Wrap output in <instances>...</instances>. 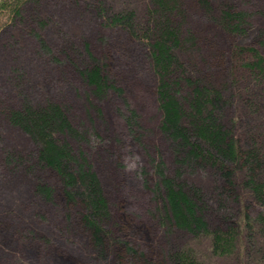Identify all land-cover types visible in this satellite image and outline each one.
Segmentation results:
<instances>
[{
    "label": "trees",
    "instance_id": "1",
    "mask_svg": "<svg viewBox=\"0 0 264 264\" xmlns=\"http://www.w3.org/2000/svg\"><path fill=\"white\" fill-rule=\"evenodd\" d=\"M114 1L0 0V159L5 161L0 177L25 178L31 193L45 205L50 197L60 199L58 206L66 211L68 224L79 226L82 243L103 259L112 258L115 264H166L163 248L150 242L151 226L137 222L118 200L109 202L114 187L109 193L103 189V182L119 179L115 149L134 143L139 148L153 146L162 154V141L167 147L180 141L181 151L188 148L183 156L196 157L197 166L202 167V161L221 165L220 195L225 198L239 194L233 182L236 167L247 170L249 178L261 179L264 17L246 10L242 0H147L142 17ZM209 12L217 17L214 21L203 19ZM76 20L92 28L72 29ZM239 28H245L248 42L242 43L233 31ZM123 36L129 38L125 43ZM203 36L206 43L201 41L192 52L195 66L202 63L200 46H206L213 56L205 64L223 73L221 84H215L210 71L192 69L179 52L184 38L196 46V39ZM130 40L137 43L135 55L126 49ZM27 69L43 71L42 77L51 75L47 77L52 84L36 98L18 85L27 78ZM136 79L155 89L156 109L132 97ZM219 88L230 97L223 99ZM152 113L153 121L148 120ZM117 114L123 116L122 128ZM10 128L22 134L19 142H3ZM152 133L160 138L159 144L151 143ZM106 172L109 176H104ZM163 176V182H170ZM263 180L255 195L264 205ZM170 188L162 196L169 215L174 205ZM191 203L187 202V212L193 215L198 206ZM203 214L197 227L206 224ZM3 216L0 213V227ZM71 218L75 219L69 223ZM50 230L47 225L44 230L27 225L25 231H33L35 237L20 230L2 236V230L0 238L10 249L20 250L23 242L35 238L37 244V237ZM0 254V264H24L6 249L0 248ZM63 258L69 264H87L67 251Z\"/></svg>",
    "mask_w": 264,
    "mask_h": 264
},
{
    "label": "rangeland",
    "instance_id": "2",
    "mask_svg": "<svg viewBox=\"0 0 264 264\" xmlns=\"http://www.w3.org/2000/svg\"><path fill=\"white\" fill-rule=\"evenodd\" d=\"M114 3H117L121 8L126 6L130 9H136L137 16L142 17L148 1L115 0ZM242 3L248 8L246 10L251 11L254 16L257 13L256 17H264V10H261L264 8V0L256 3L253 0H250L249 3L242 0ZM259 8L260 10H258ZM216 12L218 11L215 10L213 13ZM213 13L209 12L207 16L203 15V19L209 17V21H214L217 17ZM74 22L72 29L83 28L87 30L86 27L92 28L86 22L85 26L84 20L83 22L81 20V23L78 20ZM246 25L249 23L244 24V26ZM233 31H237L242 43L249 41V38H246L245 28ZM208 36L213 37V34H208ZM121 38L123 43L129 39L124 36ZM262 39L264 41V32ZM201 41L206 43L204 36L200 39L197 38L196 46H194L191 41L188 42L184 38L180 44L181 49H179V52L182 53V59L185 63L190 61L192 69H200L203 73L210 71L215 84H221L219 79L223 73L218 69H209L208 65L205 64L213 56V51L209 53L205 49L206 46H200L203 50V54L199 57L202 59V63L200 66L197 64L195 66V55L192 52H195ZM136 44V41H131V44L126 46L129 52L133 51V55L136 54ZM180 69L183 68L180 67ZM27 70L29 71L27 78L23 82L20 80L18 85L22 83L25 91L36 98L41 94L43 87L52 84L48 78L51 75L47 72L42 77L43 71L41 70ZM135 71L140 70L134 69ZM2 77L3 75L0 74V79ZM44 77H47L44 79L45 81L42 79ZM12 80L14 83V78ZM262 81L263 83L260 84L263 90L261 105L264 106V77ZM131 85L134 86L132 97H137L152 109L154 105L152 101L156 96L155 89L153 87L147 89L137 79ZM222 96L223 99L230 97L223 89ZM261 113L259 131L264 134V107ZM154 118L155 115L152 113L148 120L153 121ZM115 120L118 128H122L123 116L117 114ZM16 131V129L10 128L5 134L6 137L3 138V142H19L21 133L17 134ZM157 136L155 133L149 135L151 143L159 144L160 138L158 139ZM160 146L164 149L162 154L158 150L156 151L153 146L151 148H139L134 143L127 147L125 144L116 147L115 153L118 155L119 162L118 165H115V169L118 170L119 179L117 183L108 180L102 184L103 189L105 187L108 193L114 187L113 195L107 196L109 202L112 200L114 203L115 200H118L127 212L133 214L137 222L151 226L150 235L153 241L150 238V242L163 248L166 264H264V205L255 195V188L260 182L262 183L264 175L261 174V179L249 178L250 173L247 170L235 166L233 182L239 194L235 198H225V196L220 195L221 165L217 167L216 164H210L213 163L212 161H202V167L197 166L196 157L192 155L183 156V153H187L188 148L185 147L184 151H181L183 148L180 141L178 146L169 145L167 147L164 141L161 142ZM177 151L180 153L179 157L176 156ZM160 158L164 160L163 164H161L162 162L158 163L157 160ZM4 162L0 159L1 169ZM205 164L207 165L205 166ZM163 174L170 179L171 183L163 182ZM104 176L109 175L106 172ZM26 183L25 178L0 177V213L4 215L0 227V231L3 230L2 236L5 233L20 230L29 237H35L33 231L29 234L28 231H25L27 225H32L41 230H44V225H47L51 230L46 231V236L37 237V244L34 241L35 238L23 242L21 246L19 245L20 250L13 247L10 249L5 238L1 237V249H6L15 256V259L16 257L20 258L24 264H69L63 261V252L65 253V251L84 260L87 264H115L112 258L109 261L103 259L102 256L90 251L82 243V229L79 226L68 224L66 211L58 206L59 203L61 204L60 199L55 200L50 197L45 205L40 196L36 195L35 197L31 193V185ZM168 186L171 187L170 192L173 193L172 200H174L170 215L166 213L165 200L162 197L164 191L168 192ZM44 191L45 187L41 189V193ZM188 201L194 202L201 209L194 208L193 215L192 212H187ZM192 206L194 205L192 204ZM161 207L164 208L163 212L160 211ZM202 214L206 224L197 227L195 224L200 221ZM185 215L188 217L185 218ZM196 217L197 220H195ZM73 219L75 218H71L69 223ZM23 233L19 234L23 235ZM139 236L136 239L141 243ZM215 236H218V242L216 240L214 242ZM155 240L159 244H156ZM54 241L59 245H52ZM38 248L39 252H37ZM41 248L44 250L42 251ZM47 249L49 250L47 251ZM56 251L59 252L57 255L62 259L54 258ZM58 260H62V262Z\"/></svg>",
    "mask_w": 264,
    "mask_h": 264
}]
</instances>
